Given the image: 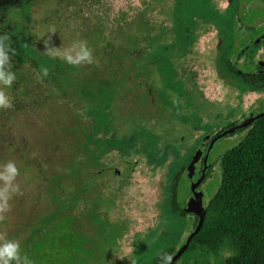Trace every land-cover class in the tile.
<instances>
[{
  "label": "rangeland",
  "instance_id": "rangeland-1",
  "mask_svg": "<svg viewBox=\"0 0 264 264\" xmlns=\"http://www.w3.org/2000/svg\"><path fill=\"white\" fill-rule=\"evenodd\" d=\"M198 3L0 0V36H10L6 43L15 50L11 70L16 74L11 88L0 85L13 104L0 109V164L16 163L21 190L9 202L0 233L18 240L32 264H147L155 252L186 239L191 228L168 205L172 175L188 161L199 138L243 111L248 97L235 78L219 77V104L209 105L199 95L196 113L178 104L180 83L165 63L183 46L177 18L208 11ZM150 12V23L168 12L175 25L164 37L169 40L150 41L149 23L142 24L141 17ZM49 36V46L64 49L86 41L94 63L74 67L52 58L45 52ZM41 68L49 75L38 80ZM191 126L201 132L192 133ZM223 139L205 150L212 161L237 135ZM86 162L132 167V179L119 180L113 191L112 176L99 171L96 186L95 176L85 174L98 168H86ZM218 179L214 164L208 194ZM180 186L183 193L182 179ZM139 197L153 208L146 218L149 234L130 231ZM226 254L219 251L214 263Z\"/></svg>",
  "mask_w": 264,
  "mask_h": 264
},
{
  "label": "flooded vegetation",
  "instance_id": "flooded-vegetation-1",
  "mask_svg": "<svg viewBox=\"0 0 264 264\" xmlns=\"http://www.w3.org/2000/svg\"><path fill=\"white\" fill-rule=\"evenodd\" d=\"M196 1H199L198 4H201L202 7L207 6L208 11L190 15L186 20H183L182 16L177 18L178 37L183 46L180 54L165 63L166 69L175 70L180 83L178 104L183 108L182 110L194 109V113L200 107L199 99L209 102V105L219 104L221 97L219 77L235 78L240 85L246 87L245 95L248 97L243 100V111H238L236 115L227 119L225 125L213 127L199 138L188 161L184 165H180L172 175L168 205L172 213L188 223L191 229L187 236L197 221L195 213L186 211L187 202L191 198L190 184L195 185L200 191V205L202 206L208 196V175L212 166L218 161V159L212 161L213 156H208L205 150H209L219 138L226 140L229 135H237L238 139L245 126L264 115V0ZM168 12L161 14L159 20L155 19V23H150L149 20L154 12H150V15L147 14L145 17L141 15L142 24L149 23L145 26H147L148 33L151 34V37L149 36L150 41H157L159 38L169 40L164 37L175 25L174 21L168 18ZM144 48L141 47L140 49H143L141 51H144ZM191 89L194 92H189ZM197 95H199V99ZM152 111L156 112L157 108H153ZM150 115L152 119L155 118L153 114H148V116ZM215 115L217 117H213L214 120L219 117L218 114ZM248 118L253 120L238 128ZM198 120L200 122V119ZM189 128H191L192 133L201 132L195 126ZM206 136L188 181L186 180L185 167L190 162L196 147ZM88 164L98 168L94 174L89 170L85 174L95 176L93 184L96 186H99L95 182L100 175L99 171L108 172L112 176L110 187L113 188V191H116L114 187L119 180L129 181L132 179L130 173L132 167L119 170L116 167L104 168L88 162L84 166L88 168ZM181 179L186 182V189L183 193L180 186ZM136 201L138 205L135 214L132 215L134 217L130 231L132 234L136 233L135 235L141 232L149 234L152 225L146 222V218L153 212V208L151 203H146L144 198L139 197V200L136 199ZM143 205L146 206L145 209L142 208ZM156 232L163 234V229L158 227ZM180 245L181 243L176 248L161 249L155 252L151 259L155 256L161 257L164 253L172 255ZM181 254L182 252L175 260H179V258L181 260Z\"/></svg>",
  "mask_w": 264,
  "mask_h": 264
},
{
  "label": "trees",
  "instance_id": "trees-1",
  "mask_svg": "<svg viewBox=\"0 0 264 264\" xmlns=\"http://www.w3.org/2000/svg\"><path fill=\"white\" fill-rule=\"evenodd\" d=\"M219 179L203 202L200 228L172 264H264V115L218 158ZM147 264H161L155 256Z\"/></svg>",
  "mask_w": 264,
  "mask_h": 264
},
{
  "label": "clouds",
  "instance_id": "clouds-1",
  "mask_svg": "<svg viewBox=\"0 0 264 264\" xmlns=\"http://www.w3.org/2000/svg\"><path fill=\"white\" fill-rule=\"evenodd\" d=\"M55 32L56 30L53 27L51 33L54 34ZM7 41H10V36L7 34L0 36V85L11 88L16 80V74L11 70V61L15 50L10 43H6ZM50 41L51 36L44 44L46 54L52 58H59L74 67L94 63L92 51L86 41H75L66 49L49 46ZM48 75V69L41 68L37 79L41 80ZM12 107L13 104L9 96L0 88V109H11ZM18 175L19 169L14 161L9 160L4 164H0V222L4 221L6 214L11 211L10 200L15 195L21 194L20 186L16 183ZM172 260L173 257L167 253L161 255V264H172ZM0 264H32V261L28 256L21 254V246L18 240L7 239L5 233H0Z\"/></svg>",
  "mask_w": 264,
  "mask_h": 264
},
{
  "label": "water",
  "instance_id": "water-1",
  "mask_svg": "<svg viewBox=\"0 0 264 264\" xmlns=\"http://www.w3.org/2000/svg\"><path fill=\"white\" fill-rule=\"evenodd\" d=\"M252 120L253 119L248 118L241 125H239L238 128L241 127V126L249 124ZM206 138H207V136L204 137L202 142L196 147L190 162L185 167L186 180H188V181L190 180V175H191V172H192V168L195 166V162H196V160H197V158H198V156L200 154L199 153L200 152V148L202 147V144H203V142H204V140ZM190 189H191V198L187 202L186 211L189 212V213H195L197 215V221H196L195 227L190 232V234L186 237V239L179 246V248L176 250V252H174L171 255L173 257L172 262L186 248V245H187V243L189 241V238L200 228V225L202 223L203 216H204V211L202 210V207L200 205V191L193 184H190Z\"/></svg>",
  "mask_w": 264,
  "mask_h": 264
}]
</instances>
